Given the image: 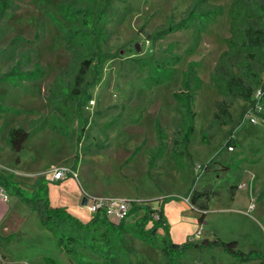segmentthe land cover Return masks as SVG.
Wrapping results in <instances>:
<instances>
[{
  "label": "rangeland",
  "instance_id": "rangeland-1",
  "mask_svg": "<svg viewBox=\"0 0 264 264\" xmlns=\"http://www.w3.org/2000/svg\"><path fill=\"white\" fill-rule=\"evenodd\" d=\"M44 1L52 7L62 2ZM63 1H73L80 6L87 2ZM231 1L112 0L104 26L103 48L110 52L118 51V55L104 61L101 78L90 90L92 102L88 101L84 109L90 122L82 138L77 140L76 119L68 122L67 117L54 114L48 100L50 85L68 69L69 64H75L73 55L65 48L58 27L41 10L36 0H10L9 12L0 21V49L5 51L0 55V73L16 63L26 68L38 64L43 72L33 80L0 81V107L12 110L0 112V162L7 165L6 162L11 159L9 164L15 166H8L5 170L11 175L19 173L27 187L34 188L46 180L50 168L61 165L71 168L77 153V176L72 178L81 186L82 193L121 197L138 195L146 199L160 190L156 182L165 192L174 195L184 193L195 179L193 187L208 188L212 191L209 198L214 197L207 211L206 223L202 225L190 220L193 210L187 207L183 197L181 206L174 202L165 205L170 238L178 243H192L184 255L168 261L159 248L126 233L127 244L132 247L127 255L130 262L259 263L260 258L239 260L227 252L220 242L214 241L216 238L219 241L236 240L235 248L242 252H264V117L261 114L264 113V96L256 102L253 111L246 109L248 102L236 98L229 107L232 117L229 126L224 125L218 131L206 127L214 110V102L220 97L210 82L209 74L226 48L225 39L230 35L228 9ZM207 7H218L220 13L215 14L201 32L195 46L191 44V28L180 27L155 40L149 38L156 30L187 17L191 10ZM175 57H179V61L175 62ZM162 60H166L165 68L167 66L169 69L155 70L154 63ZM190 62L196 63L194 70L201 80L193 103L194 133L182 157V169L171 162L164 167L161 175H156L153 167L149 172L147 167L148 153L156 145L155 118L167 134L169 149L177 128L173 93L183 87L182 74ZM168 71L173 75L164 79ZM260 78L264 82V67L260 71ZM249 116L256 120L251 122ZM13 126H21L30 132L23 142L21 164L19 156L7 148L8 130ZM227 127L233 128L232 135L238 143L232 146L233 150L227 148L221 153L229 166L221 168V164L215 165L216 173L211 168L200 171L197 165L206 163L225 144ZM203 131L208 142L201 141ZM136 147L139 149L135 150ZM27 152L30 155L26 161ZM190 171L192 179H189ZM180 175L185 177L179 178ZM68 177L71 176L67 174L64 179ZM233 183H238L234 203L228 196V187ZM46 186L51 206L60 204L57 200L59 193L69 200L73 196L71 190L62 188L55 180H47ZM170 200L178 199L174 197ZM149 204L152 205L153 201ZM27 206L33 211L30 221L44 227L50 234L37 235L36 228L32 230L36 237L32 238H27L23 233L0 232V264H46L44 256H51L66 264L99 261L94 252L85 248H77L74 255H67L57 248L55 235L41 222L40 201L33 204L27 202ZM217 206L225 209L213 210L219 208ZM194 214L198 216V212ZM140 215L142 211L129 214L125 219L128 222ZM127 224L131 225V222ZM198 228L200 233H197ZM164 231L163 227H159L156 235L161 236ZM204 237L210 241L209 244H202Z\"/></svg>",
  "mask_w": 264,
  "mask_h": 264
},
{
  "label": "trees",
  "instance_id": "trees-1",
  "mask_svg": "<svg viewBox=\"0 0 264 264\" xmlns=\"http://www.w3.org/2000/svg\"><path fill=\"white\" fill-rule=\"evenodd\" d=\"M61 1L52 7L46 5L44 0H36L41 10L58 27L65 48L75 60V64H69L68 69L50 85L48 100L54 114L67 117L68 122L76 119L77 140H79L90 122L89 116L84 114L85 105L91 98L90 90L101 78L104 61L118 55V51L110 52L103 48L104 26L110 14L112 0H86L87 2L83 6L77 5L73 1ZM9 4L10 0H0V21L4 15L8 14ZM218 13H220L218 7L191 10L187 17L156 30L149 38L155 40L180 27L191 28L193 47L198 43L201 32L207 28L214 19V15ZM228 15L230 17V35L225 39L226 48L221 52L209 74L210 82L220 96L214 102V110L206 125L208 129L215 131L232 123L229 111L232 101L236 98L242 99L248 102L246 109L253 111L259 99L253 97L254 90L259 87L260 91L264 92V82L260 78V71L264 67V0H232ZM4 52L0 49V55ZM173 60L177 62L179 57H175ZM195 64L194 62L188 64L182 74L183 87L173 93L177 128L172 136L169 156L180 170L183 167L182 157L184 152H187L186 147L194 133L193 103L196 91L201 86V80L194 70ZM154 65L157 71L169 69L167 66L165 68L166 60L155 62ZM42 72L43 69L38 64L32 68H26L16 63L0 73V81L33 80L39 78ZM172 75V72H169L164 79L170 78ZM3 110L12 111L0 107V112H4ZM261 114L264 117V113ZM212 125L214 126L210 128ZM154 128L156 145L148 153V172L155 166L167 148V134L157 118H155ZM232 130L233 128L230 127L225 129L227 135L225 144L216 155L201 164L204 169L211 168L216 173L215 165L221 164V168L229 166L221 153L223 150H227L228 146L238 144L232 135ZM29 136L30 132L21 126L10 127L7 144L12 151L18 152ZM201 141L208 142L204 131L201 134ZM138 149L139 147L135 148V150ZM78 160L76 153L72 169H75ZM194 181L195 179L181 197L189 198L191 205L197 209V222L201 223L205 210L208 208L209 195L212 191L208 188L193 187ZM237 186L238 183L229 185L230 200L233 199ZM0 187L26 202L33 204L40 201L42 205L41 222L55 235L57 248L63 250L67 255H74L79 247L85 248L94 252L99 259V261L81 264H133L127 258L132 247L127 244L126 233L140 237L145 242L159 248L162 256L168 261L183 256L192 244L189 241L175 242L169 236L163 204L174 197L179 199L175 195L162 197L157 207L149 204L157 199H143L141 203H133L128 215L139 211H142V215L135 218L131 225H127L126 217L114 223L102 212H97L82 222L65 206H51L45 181L39 183L33 190L26 191L12 179L11 175L0 171ZM152 213H155L157 218H153ZM159 227L165 229L161 236L156 235ZM214 241L220 242L227 252L239 260L249 261L260 258V262L257 264H264V252L256 250L242 252L235 248L236 240L219 241L216 238ZM204 243L209 244L210 241L204 237L202 244ZM43 261L46 264H66L51 256H44Z\"/></svg>",
  "mask_w": 264,
  "mask_h": 264
},
{
  "label": "crops",
  "instance_id": "crops-1",
  "mask_svg": "<svg viewBox=\"0 0 264 264\" xmlns=\"http://www.w3.org/2000/svg\"><path fill=\"white\" fill-rule=\"evenodd\" d=\"M170 147H169V149L166 148L162 157L157 160L155 166L153 167L152 171L155 172L156 175H161L164 171V167H166V165L170 164L171 162L174 164V166L176 168H178L175 165L174 161L171 158L170 159L168 158V155H169L168 151L170 150ZM7 148H9V146ZM23 149L24 148L22 147L18 152H14L9 148V152L15 153L16 156H19V158H20L19 164H21L23 161V159L21 157V153H22ZM29 155H30V153H28L25 156L26 161L28 160ZM10 162H11V159L8 160V162H6L7 165H3V163L0 162V171L2 173L11 175L10 172L5 170L6 167H8V166L10 168H15V166L12 167V165L9 164ZM178 175H179V172H178ZM192 176H193L192 171H190L189 179H192ZM11 177L21 188H23L26 191H31L35 188V187L34 188L33 187L28 188L27 183H25L24 178L22 176H20L19 173L12 174ZM183 177H185V176H182V177H181V175L179 176V178H183ZM64 178L60 179V180H55V181H56V183H59V186H61L62 188H66V189L71 190L73 196H72L71 200H69L67 197L63 196L62 193H59V195H57L58 196L57 200L59 201L60 204H57L56 206H65L71 214L76 216L82 222L88 220L90 215H92V214L88 213L87 208L84 206V204L81 203V195H82L81 186L72 177H68L66 179H64ZM47 180L51 181L48 178H46L45 182ZM156 184L158 185V187H160V190H156V193L154 194V196H152L150 198V199H157V200L153 201V204L151 205L153 207H157L159 205V201L162 197L173 194V193L165 192L161 188V186L159 185L158 182H156ZM1 190H2V188L0 187V232H4L6 234L10 233V232H16V233H21V234L23 233L26 235L27 238L28 237L32 238V237H36V233H34L32 231L34 228H36V230L38 232L37 235L43 234L45 236H48V234H50V231H48L44 227H38V225L35 224V222L30 221V219L33 217V211L31 210V208L28 207L29 205L27 206L26 201H24L23 199H20L18 196L14 195V194H9V193H7L8 194L7 199H3L1 196ZM174 195L179 197V199L178 200H169L163 204V209H164L165 215H166V213H165L166 203L174 202L175 205L181 206V204L183 202V200H182L183 198L181 197L183 195V192L175 193ZM236 195H237V189L235 190V193L233 195V199L231 200L232 203H234ZM129 197H137V198L142 199V200L146 199L145 197H141L138 195H133V196H129ZM212 198H214V197L210 196V198L208 200V208L205 210V216H204L202 223H200L202 225L204 223H206L205 218L207 215V211H209V209H210V204H211ZM218 198L219 197H217V199ZM186 202H187V207L189 209L191 208L193 210V215H192L193 217H191L190 220H193V221L195 220L194 222L196 223L197 222V220H196L197 215H195L194 213H197V209L195 207H193L189 201H186ZM245 205H246V203H245ZM217 207H219V206H217ZM220 207L219 208H213V210L217 209V211H220V210L225 209V208H222V206H220ZM126 219H125V221H126ZM131 220L128 222H131V224H132L133 219H131ZM128 222L126 221V224ZM33 225H36V226L33 227ZM40 226H41V224H40ZM198 229H200V228H198Z\"/></svg>",
  "mask_w": 264,
  "mask_h": 264
},
{
  "label": "built area",
  "instance_id": "built-area-1",
  "mask_svg": "<svg viewBox=\"0 0 264 264\" xmlns=\"http://www.w3.org/2000/svg\"><path fill=\"white\" fill-rule=\"evenodd\" d=\"M264 96V92L260 91V88L257 87L255 91V95H253L254 98L258 97L261 98ZM259 100V99H258ZM91 103L92 101L89 100ZM249 119L251 122H254L256 119L252 116H249ZM228 150H233L232 146H228ZM197 168H200V171H203L204 168L201 165H197ZM50 173L47 176L49 180H60L66 177L68 174L71 177H76L77 173L75 169H72L67 166H55L49 169ZM1 196L3 199H7L8 194L3 189L1 190ZM86 197V203L84 206L87 208L88 213L95 214L97 212H102L106 215V217L113 221L117 222L122 218H125L128 215V212L132 206L133 203H141L142 199H139L137 197H121V196H96V195H89L87 193H82V197ZM184 200L189 201L188 197H183ZM251 201V200H250ZM249 206H252V204L249 203ZM153 218H157V215L155 213H152ZM200 233V230L198 229V232Z\"/></svg>",
  "mask_w": 264,
  "mask_h": 264
},
{
  "label": "water",
  "instance_id": "water-1",
  "mask_svg": "<svg viewBox=\"0 0 264 264\" xmlns=\"http://www.w3.org/2000/svg\"><path fill=\"white\" fill-rule=\"evenodd\" d=\"M81 203H82V204H85V203H86V197H85V196L82 197V199H81Z\"/></svg>",
  "mask_w": 264,
  "mask_h": 264
}]
</instances>
